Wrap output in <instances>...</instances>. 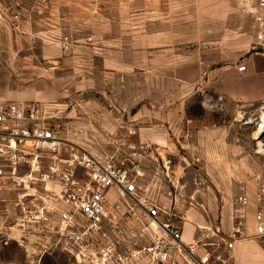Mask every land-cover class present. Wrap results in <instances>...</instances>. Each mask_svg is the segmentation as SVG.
<instances>
[{"label": "rangeland", "instance_id": "374dc122", "mask_svg": "<svg viewBox=\"0 0 264 264\" xmlns=\"http://www.w3.org/2000/svg\"><path fill=\"white\" fill-rule=\"evenodd\" d=\"M252 4V0H60L53 15L31 10L28 23H23V17L19 24L20 30L63 29L62 36L71 38L72 51H79L80 59L73 66L80 75L95 78L97 98L120 92L131 114L140 104L150 109L172 106L178 108V122L184 114L185 119L190 117L196 123L228 124L235 117L241 120L238 107L231 103L222 106L217 101V95L206 85L207 75L229 64V60L221 61L223 56L230 59L242 54L245 58L263 53L255 43ZM0 24L14 29L7 22ZM205 95L211 98L205 101ZM131 99H137L136 104ZM204 106L212 108L207 110L209 118ZM252 127L257 130L256 125ZM67 141L99 158L113 157L134 173L145 168L127 156L132 150L127 145L122 146L121 161L112 144L81 146V141L69 136ZM256 144L257 140L254 151ZM39 155L43 158L0 151V264H76L63 251L57 235L58 213L49 209L50 203L56 211L63 209L54 201L57 189L33 180L38 177V166L34 165L43 171L50 163L48 153ZM167 159H171L180 180L174 198L176 224L194 229V240L202 237L211 251L222 252L219 245L227 238L223 226L230 219L223 222L215 194L200 191L198 163L189 164L176 154ZM263 163L264 159L262 171ZM140 180L148 183L145 175ZM230 212L232 216L233 208ZM147 263L144 259L142 264Z\"/></svg>", "mask_w": 264, "mask_h": 264}, {"label": "crops", "instance_id": "0c3cea01", "mask_svg": "<svg viewBox=\"0 0 264 264\" xmlns=\"http://www.w3.org/2000/svg\"><path fill=\"white\" fill-rule=\"evenodd\" d=\"M59 2L51 0L42 15H53ZM31 10L35 9L29 3L23 23H28ZM62 30L17 31L0 24V102L18 103L27 113L37 109L40 113L50 114L56 123L78 131L69 139L81 141V146L111 145L112 139L119 140L120 146H115L118 152L114 154L122 161L125 150L122 146L132 149L127 151V156L130 154L135 163L147 168L139 172L142 177H147V182L171 154L189 164L198 163L200 191L215 194L223 222L230 219L228 225L223 226L227 235L232 225L230 210L234 199L239 195L250 200L243 239L236 242L232 251L223 253L227 264H264V247L256 237L255 220L258 212L255 176L263 172V158L254 152L255 141L258 137L264 141V132L258 133L252 123H247L264 102V54H246L245 58L238 54L230 59L223 56L221 61L229 60V64L211 70L207 75L206 85L217 95V101L222 106L236 105L241 120L235 117L228 124L196 123L190 117L185 119L183 114V120L178 122V108L172 106L150 109L140 104L131 114L124 107L127 102L120 92H109L97 98L95 78L80 75L73 66L80 59L79 51L62 50L60 41L66 37L71 40L68 35L62 36ZM214 60L215 63L220 61L218 56ZM244 64L246 70L239 71ZM204 98L206 101L211 96ZM204 108L205 117L209 118L207 110L212 108ZM27 124L32 122L27 121ZM127 130H133L134 134H128ZM108 134L113 136L109 138ZM80 148L90 153L88 149ZM136 148L141 151L134 152ZM194 233V229L183 227L184 241L193 242Z\"/></svg>", "mask_w": 264, "mask_h": 264}, {"label": "built area", "instance_id": "2783aa9c", "mask_svg": "<svg viewBox=\"0 0 264 264\" xmlns=\"http://www.w3.org/2000/svg\"><path fill=\"white\" fill-rule=\"evenodd\" d=\"M51 0H0V21L17 31L25 15L26 5L42 14ZM250 13L256 27L257 50L264 54V0H252ZM61 48H72L69 38L60 41ZM241 65L239 71H245ZM37 109L27 113L18 103L0 102V151L18 153L26 158L48 153L50 163L42 171L35 170L34 182L57 189L54 201L63 209L58 213L57 235L62 249L76 264H227L223 253L232 251L242 240L250 200L237 197L232 203V225L222 239V252L211 251L203 238L184 241L183 228L176 224L174 198L180 188L171 159L163 160L161 172L143 184L139 172L118 165L113 157L99 158L67 141L78 131L69 125L46 118ZM51 121H46V120ZM31 121L32 124H27ZM264 132V102L247 120ZM133 135V130H127ZM109 138L113 134H108ZM120 141L112 139L118 147ZM255 155L264 159V141L257 139ZM45 158V157H44ZM258 212L256 237L264 247V163L263 172L256 174ZM163 184H165L163 186ZM167 185V186H166ZM54 194L53 191H49ZM113 193V196H112Z\"/></svg>", "mask_w": 264, "mask_h": 264}]
</instances>
